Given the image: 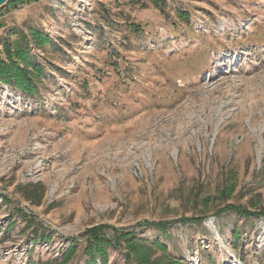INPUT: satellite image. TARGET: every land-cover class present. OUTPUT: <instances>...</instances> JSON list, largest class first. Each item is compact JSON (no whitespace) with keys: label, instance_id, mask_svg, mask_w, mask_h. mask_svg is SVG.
<instances>
[{"label":"rangeland","instance_id":"rangeland-1","mask_svg":"<svg viewBox=\"0 0 264 264\" xmlns=\"http://www.w3.org/2000/svg\"><path fill=\"white\" fill-rule=\"evenodd\" d=\"M7 4L0 44L55 47L32 44L35 96L0 82V264H86L99 227L162 260L264 264V0Z\"/></svg>","mask_w":264,"mask_h":264},{"label":"trees","instance_id":"trees-1","mask_svg":"<svg viewBox=\"0 0 264 264\" xmlns=\"http://www.w3.org/2000/svg\"><path fill=\"white\" fill-rule=\"evenodd\" d=\"M40 0H10L7 6L16 5L19 2H38ZM157 7L162 8L166 0H151ZM181 16H186L181 13ZM189 19L188 17H186ZM13 35V33H11ZM10 35V36H11ZM16 39L12 40L7 37L2 40V52H0V82L9 87L19 90L29 96L37 94L36 83L40 82L38 77L43 74L41 65L32 55L31 50L34 44L37 48H43L47 45L55 47L52 39L44 32L38 29L29 28L28 32L15 34ZM38 194L36 196L35 194ZM41 198V193L32 189L26 199L32 202H37ZM222 210L235 211L240 215L256 216L259 213L250 212L246 208L242 209L237 206H227ZM192 219L184 220L191 222ZM151 228H159L164 231V224H152ZM106 227L93 228L85 233L86 247L84 254L88 257L86 264H98L97 259H101V264H107L108 252L110 249L125 250L128 264H182L178 260L167 258L162 260L154 258L157 249L166 251L167 248L159 240L150 243L147 238L138 237L135 231L126 232L125 230L113 229V236H109L106 232ZM164 235H166L164 233ZM37 239V238H36ZM76 241H72L66 252V259L70 260L76 254Z\"/></svg>","mask_w":264,"mask_h":264},{"label":"water","instance_id":"water-1","mask_svg":"<svg viewBox=\"0 0 264 264\" xmlns=\"http://www.w3.org/2000/svg\"><path fill=\"white\" fill-rule=\"evenodd\" d=\"M10 0H0V8L5 6Z\"/></svg>","mask_w":264,"mask_h":264}]
</instances>
